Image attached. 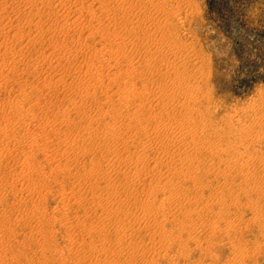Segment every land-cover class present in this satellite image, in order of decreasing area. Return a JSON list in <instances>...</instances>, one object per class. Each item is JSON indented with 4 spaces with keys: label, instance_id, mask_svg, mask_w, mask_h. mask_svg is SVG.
<instances>
[{
    "label": "rangeland",
    "instance_id": "1",
    "mask_svg": "<svg viewBox=\"0 0 264 264\" xmlns=\"http://www.w3.org/2000/svg\"><path fill=\"white\" fill-rule=\"evenodd\" d=\"M55 1H59L60 4V0ZM91 1L87 0V2ZM99 1L101 4L113 2V0ZM157 1L163 3L164 0ZM56 2L55 4L58 5ZM18 5L21 7L19 8ZM40 5V3L32 5L29 0H0V43L3 45L7 43L8 47H11L7 49L6 54L3 51L0 52V66L3 65L0 68V74L3 75H0V82L4 81V85L0 88V151L3 152L7 147L10 148V152H7V149L4 151L6 152L2 156L4 159L0 158V264H154L153 262L155 264H233V261L234 264H264L263 162L260 161V163L257 159H255L256 161L254 159L247 161L242 157L237 158L233 154L230 155L231 150H227L226 154L215 155V153L212 155L213 153L209 152L207 145H205L207 146L205 149L198 150V145L205 144L206 138L228 144V141L223 142L224 140L221 138H219L220 140L216 138L215 133L211 131L219 129V132H222L225 129L224 122L231 119L234 128L236 127L235 130L242 136L240 133H233L229 140L233 141L235 137L239 136L240 142L237 144L242 147V150L251 144V151L257 152L261 156L264 155L263 135L258 141H255L253 135H258L259 132L256 130L264 131L261 129V122L264 119V0H172L168 2L167 7L161 4L159 11L151 5H134L135 13L139 17L129 19L111 11L97 9V13L94 15L95 19L90 20L92 16L86 13L84 15L87 16L86 20L71 26L72 28L68 31H61L52 24H62L67 17L71 20L78 16L77 7L79 5L67 4V9H61L59 16L56 13H48ZM29 12L36 14L37 20H41L40 27L26 20L25 17L30 15ZM64 13L67 16H64ZM20 14L22 21L17 19ZM151 15L153 17L149 18ZM39 17L41 18L39 19ZM147 21H153L151 27L154 32H157L164 23L169 24L166 32L158 31L156 39H153L150 34L146 33L144 23ZM128 22L129 27H127ZM131 26L136 29L132 30ZM148 29L152 31V29ZM31 36L35 37L36 40L32 39L34 42L30 40ZM79 38L83 39L81 44L77 45L75 41ZM133 41L134 43H132ZM55 44L60 47V50L51 53L55 58L51 54L50 57H47L46 55L49 56L50 49L52 46H56ZM27 45L29 46L27 47ZM120 45L122 49L118 50ZM156 45L160 47H156ZM74 47L79 48L81 53L78 54L75 50H70V54L68 49H75ZM171 48L182 51L180 53L184 52L186 55L191 54L190 59L197 57L196 60L201 59L200 62L197 61L196 65L183 63V65H187L178 67V70H182V72L179 71L182 74H190L192 69V72H196L192 73L196 74V77L193 76L190 81L191 84L194 82L192 86L199 89L200 93L198 94L200 95L197 94L198 96L196 95L194 101L191 102L193 110L184 109L183 112L174 110L173 116V121L179 125L186 123L189 126V137L184 139L176 132L179 138L186 142H191L193 138L196 139L186 151L194 153L197 159H194L195 164L197 162L199 167L194 165L193 174L187 176L186 181L182 178L181 183H178L180 186L173 184V187L176 186L174 192L177 194L174 192L171 196L162 192L156 194V204L165 205L163 207L165 213L157 216L164 223V227H162L164 229H160V231L166 237H171V240L167 241V247L162 249L158 235L159 228L145 225V222L135 221L137 215L142 216L143 211H147L146 208L133 206V203L129 204L128 201L130 193L140 200L147 199L148 194L149 196L153 195V190H143V184L139 182V190L131 191V188L126 185V176L123 173L135 166L136 159H131L129 155L132 156V153L139 147L131 146L132 142H135L136 146L137 142L147 140L149 150L152 151L160 140L152 142L143 132H138L133 137L125 136L127 137L126 141L122 137L125 134L124 131L127 130L122 114L128 110H134L137 98L134 97L132 100L129 98L117 99L116 95L117 97H113L114 102L103 103L104 101L99 100V97L104 95L101 87L102 79L107 78L106 82L108 83V74L110 73L112 76L115 74L117 78L119 77L118 81L116 79L115 85L114 83V86L111 85L110 92L112 93L121 87L122 92H127L130 89L126 87V84L133 91L135 88L143 92V89L149 88L143 87L149 80L151 81L150 86L159 91L154 79L158 77L161 80L162 74L166 76L170 85L175 74L167 73L165 68L158 70L153 68L151 73L145 68L143 73L137 75L133 67L137 65L136 60H139L138 62H141L143 66L145 65L144 60L140 61L139 57H142L143 54L149 55V50L157 49L166 53ZM100 50L104 52L103 56L98 53ZM13 52L14 54H12ZM95 55L97 56L95 57ZM60 56H62L61 59ZM44 57L46 58L43 59ZM9 59L14 60L10 61ZM37 61H43L37 63L39 64L37 70L34 68L27 70L29 68L27 65L31 64L33 67ZM4 62L8 63L6 64L8 70ZM83 63L86 66L87 64L92 65L93 76L95 79L99 78L96 91L90 85L94 77L91 72L85 74L86 68L82 67ZM191 66L192 68H188ZM198 66L199 70H197ZM3 68L5 70L1 72ZM195 69L196 71H194ZM13 70L15 73L12 72ZM197 71L201 72L197 73ZM169 72L171 71L169 70ZM196 82L199 84L198 87ZM187 88L186 84L168 86L163 95L165 98L170 95H178L184 100ZM20 91L22 95L27 93V96L24 95L21 98V102L25 100L23 106L16 104ZM203 93L206 94L203 95ZM196 97L199 100L195 99ZM33 104L35 105L33 106L34 110H31L29 106ZM25 108L27 110H24ZM251 108L255 110L253 111ZM195 109H198V112H194ZM28 111L29 113H27ZM14 113L19 114L15 115ZM62 114L66 117L69 116L68 118L72 119L73 123L66 126L61 122ZM14 115L20 116L21 119L6 128L4 125L7 123V118H14ZM103 115L106 116V119ZM91 116H99L102 119L99 123V132L97 133L96 130L97 134H94L93 139L88 134V131L93 130ZM165 119L169 121L168 118ZM105 121L115 125L119 131L116 133L103 131L101 128L106 124ZM151 121L146 111L142 110L141 116L136 118L137 126L133 129H147L146 127L151 125ZM251 124L256 130L252 129ZM46 125L47 129L44 127ZM247 132L251 134H247ZM161 135L167 136V131L162 129ZM244 138H247L246 141ZM241 139H244L243 143H241ZM119 155L125 157L126 161L114 163L113 160H110ZM227 155L228 157H226ZM225 158L230 161L225 160L224 164H221L220 160L223 161ZM232 159H238V161L234 162ZM210 162L211 164H209ZM152 163L154 164V161L150 166L155 165ZM166 163L165 161V166H160L158 171L160 170L163 175L167 174L168 176L169 171H167ZM229 163L230 166H228ZM55 165L58 168L53 169ZM195 167L197 168L195 169ZM229 167H233L235 170L232 171ZM245 167L247 168L245 169ZM204 169H208V171ZM88 171L91 172L90 175L87 173ZM249 173L255 176H251ZM41 174L45 177H41ZM222 174L229 175L227 182L230 184L227 185L228 187L222 186V184H227ZM189 178L196 179V182ZM168 179L169 177L165 181ZM253 180H256L257 183H254ZM201 184L205 186L202 187ZM247 184L251 188L249 194L248 190H242V187L247 188ZM258 184L260 187L257 188ZM230 186L233 187L230 188ZM250 186H253V190ZM228 188L229 190L235 189L234 195L231 196L228 193ZM220 195L225 197L222 200L226 202L225 205L220 201ZM236 195L240 198H237ZM173 196L179 198L174 197L173 199ZM195 196L199 197L195 198ZM211 196H215L214 198L217 199L215 200ZM233 197L235 199H232ZM166 198L168 200L172 198V202ZM159 199L161 201H158ZM151 200L154 202L152 197ZM207 200L212 202L208 203ZM214 200L217 202L215 203ZM233 200L238 204H234ZM230 201L233 204H229ZM227 204L229 205L226 206ZM178 205L183 206L179 208ZM252 207L255 212L251 211ZM225 208L226 210H224ZM127 209H131L132 213L126 214ZM194 209L196 211L193 213ZM218 209L220 212L222 210V213L225 211L224 214L220 215ZM151 211L155 217L156 209ZM187 211L191 215L187 214ZM219 215L221 218L218 217ZM186 216L191 220H188L189 218L187 219ZM259 216L262 218L258 219ZM166 217L168 219L165 220ZM238 220L240 222L237 223ZM226 221L234 225L237 224L235 226L226 224ZM218 223L219 227L211 226ZM208 225L210 228H207ZM204 227L207 228L206 232L202 231L205 230ZM215 227L223 229L219 230ZM230 228L231 230H229ZM155 231L156 233H154ZM211 232L215 233L214 237L209 235L212 234ZM199 234L202 235L198 236ZM203 234H206L205 237ZM207 238L208 241L212 239L213 243H207L206 240L205 242L204 239ZM154 244L160 247L158 257L146 248ZM256 245L257 247H254ZM143 248H146L148 253H145ZM255 248L259 249L254 251ZM245 249L247 250L245 251ZM240 250L243 252L241 253ZM243 253L245 254L244 258ZM152 257L155 260H152Z\"/></svg>",
    "mask_w": 264,
    "mask_h": 264
},
{
    "label": "bare ground",
    "instance_id": "2",
    "mask_svg": "<svg viewBox=\"0 0 264 264\" xmlns=\"http://www.w3.org/2000/svg\"><path fill=\"white\" fill-rule=\"evenodd\" d=\"M19 1H21V0H19ZM170 1H172V0H164L163 1V3H162V1H157V0H113V2L111 3V4H107V3H103V4H101V2L99 1V0H92L91 2H87V0H60V4H59V1H55V0H29V3H31L32 5H39V3L41 4L40 6H42L48 13H56L58 16H59V14H61V9L62 10H65V9H67L66 8V5L67 4H69V5H73V4H75V6L77 5H79L78 7H77V14L79 13V15L78 16H76L75 18H73V19H71L70 20V18H66V21L65 22H63L62 24H56V23H54V24H52V25H54V26H56L57 28H59L61 31H63V30H65V31H68V30H70L72 27L71 26H73V25H76V24H78V23H80V22H83V21H85L86 20V17L87 16H84L86 13L88 14V15H90V16H92L91 18H90V20L91 19H95V14L97 13V9H100L101 11H102V9L103 10H106V11H111V12H113L114 14H118V15H123L124 17H126L127 19H129V18H131V17H139L135 12H136V8H134V5H143V6H155L156 7V9H157V11H159L160 10V5L162 4V5H164L165 7H167V5H168V2H170ZM175 1V0H174ZM180 1V0H179ZM3 2H5V1H3ZM10 2V1H9ZM13 2V1H12ZM15 2V1H14ZM55 2L56 3H58V5H56L55 4ZM161 2V3H160ZM12 5V4H11ZM14 5V4H13ZM19 5H21V4H19ZM19 5H18V7H19ZM8 6V5H7ZM10 6V5H9ZM29 6V5H28ZM27 6V7H28ZM21 7V6H20ZM19 7V8H20ZM68 7V6H67ZM99 7V8H98ZM140 7V6H139ZM8 8V7H7ZM6 8V9H7ZM34 8V7H33ZM64 8V9H63ZM35 9V8H34ZM37 9V8H36ZM39 9H40V7H39ZM39 9H38V11H39ZM70 9H71V7H70ZM76 9V8H75ZM27 10V9H26ZM33 10V9H32ZM41 10V9H40ZM43 10V9H42ZM138 10V9H137ZM173 11V10H172ZM64 12V11H63ZM66 12V11H65ZM21 13V12H20ZM26 13V12H25ZM32 14H30V12H29V16L27 15V14H25V15H27L28 17H25V18H27L26 20L27 21H29L30 23H34L35 25H41L42 23H41V20H37V17H36V14H33V12H31ZM44 13V12H43ZM82 13V14H81ZM124 13V14H123ZM175 13V12H174ZM69 14V13H68ZM173 14V13H172ZM38 15V14H37ZM73 15V14H72ZM5 16V15H4ZM23 16H24V14H23ZM39 16H40V14H39ZM61 16V15H60ZM64 16H67V15H65V13H64ZM3 17V16H2ZM10 17V16H9ZM141 17V16H140ZM151 17H153V15H151V16H149V18H151ZM24 18V17H23ZM41 17H39V19H40ZM97 18H98V16H97ZM8 19V18H7ZM17 19H20L21 20V14L17 17ZM88 19V18H87ZM138 19V18H137ZM90 20H88V21H90ZM141 20H143L142 18H141ZM22 21V20H21ZM154 21V20H153ZM153 21H147V22H145L144 24H145V26H146V33H148V34H150L152 37H153V39H156V36H157V33H158V31L159 32H164L166 29H167V26H168V24L169 23H164L163 24V26H161V27H159V30H157V32H154L153 30L154 29H152V25H153ZM11 22V21H10ZM9 22V23H10ZM25 23H26V21H24ZM43 22V21H42ZM141 22V21H140ZM139 22V23H140ZM44 23V22H43ZM6 24V23H5ZM30 25V24H29ZM40 25L38 26V27H40ZM162 25V24H161ZM3 26V25H2ZM159 26V25H158ZM8 27V26H7ZM36 27V26H35ZM127 27H129V22L127 23ZM106 28V27H105ZM104 28V29H105ZM132 30H135L136 28H132V26L130 27ZM148 28H150V29H152V31L151 30H149ZM11 29V28H10ZM35 29V28H34ZM41 29V28H40ZM15 30V29H14ZM145 31V30H144ZM27 32V31H26ZM166 32V31H165ZM8 33V32H7ZM16 33V32H15ZM24 33V32H23ZM137 33V32H136ZM22 34V33H21ZM25 34V33H24ZM135 34V33H134ZM44 35V34H43ZM17 36V35H16ZM21 36H24V35H21ZM92 36V35H91ZM32 37V36H31ZM47 37V36H46ZM8 38V37H7ZM23 38V37H22ZM35 39V37H32L30 40H32V39ZM91 38V37H90ZM19 39V38H18ZM83 39V38H82ZM82 39L81 38H79V39H77L75 42H76V44L78 45V44H81L80 42H82ZM166 39V38H165ZM3 40V39H2ZM17 40V39H16ZM20 40V39H19ZM36 40V39H35ZM11 41V40H10ZM15 42V41H14ZM32 42H34V40H32ZM45 42V41H44ZM11 43V42H10ZM31 43V42H30ZM132 43H134V41L132 42ZM131 43V44H132ZM154 43H156L155 41H154ZM6 45H3L2 43H0V52L1 51H3L5 54L7 53V49L8 48H11L10 46L8 47V45H7V43H5ZM48 44V43H47ZM52 44H54V43H52ZM159 44H161V43H159ZM56 45V44H55ZM173 45H175V44H173ZM29 45H27V47H28ZM44 46V45H43ZM50 46H52V45H50ZM125 46H127V45H125ZM49 47V46H48ZM103 47V46H102ZM156 47H160V46H158V45H156ZM182 47V46H181ZM22 48H24V47H22ZM75 49H71V48H69L68 49V52L71 54V51L70 50H75L78 54L79 53H81V50L79 49V48H77V47H74ZM109 48V47H108ZM178 48V47H177ZM12 49H13V47H12ZM42 49V48H41ZM53 49V50H52ZM52 49H50L51 50V52L49 53V56L48 55H46L47 57H50V54L51 53H53L54 51H55V53H56V50L58 51V50H60V47L58 46V45H56V46H52ZM120 49H122V47H121V45L120 46H118V50H120ZM11 50V49H10ZM80 50V51H79ZM107 50V49H106ZM181 50V49H180ZM12 51V50H11ZM103 51V50H102ZM184 51H186V50H184ZM16 52V51H15ZM26 52V51H25ZM180 52H182V51H176V50H174V48H171L170 49V51H168V52H163V51H161V50H157V49H155V50H149L148 51V54L149 55H147V54H143L142 55V57H139V59H140V61L141 60H144L143 62L145 63V65L143 66L142 64H141V62H138L137 60H136V64L137 65H135L134 67H133V69L134 70H136L135 72H136V74L137 75H140L141 73H143L144 71H145V68H147L148 70H149V72L151 73L152 72V70H153V68H155L156 70H158V69H163V68H165L166 69V71H168L167 73H174L175 74V78H173V79H171V84L169 85L168 84V82H167V78H166V76L164 75V74H162L161 75V80H159V78L157 77V78H155L154 80H156V85H157V87H158V89H159V91H156L154 88H152L151 86H150V84H151V81L149 80L148 82H147V84L145 85V86H143V87H149V88H146V89H143V92H141V90L140 91H138V90H136L135 88H134V91L126 84V87L127 88H129L130 90H128L127 92H122V87L120 88V89H117V90H114L115 92H110L112 89V87H111V85H113V83H114V85H115V82H116V79H117V81H118V78L115 76V74L112 76V73H110V74H108V77H109V79H108V83L106 82V80H107V78L106 79H102V85H101V87H102V91H103V93L102 94H104V95H101L100 97H99V100H103L104 102L103 103H111V102H114V100H113V97L115 96V97H117V99H125V98H129V99H133L134 97L135 98H137V103H136V107H134V110H128L126 113H123L122 114V117H123V119H124V121H126V127H127V130L126 131H124V135H122V134H120V135H122V137H124V140L126 141L127 140V137H125V136H128V137H133V136H135V134L136 133H140V132H143L144 134H146L147 135V137H148V139H150V141H152V142H157L158 140H160V142H158L159 144L157 145V146H155V148H154V150H149V146H148V141L146 140V141H144V142H137V145L135 146V142H132L130 145L131 146H134L135 148H138L137 150H135V152L134 153H132V156H130L129 155V157L131 158V159H133V160H135V166H134V168L133 169H130V170H128V171H125V172H123L124 174H125V176H126V185L128 186V187H130L131 188V191L132 190H139V188H140V186H139V182L141 183L142 182V184H143V190H145V189H149L148 191H151L150 189H152L153 191V195L152 194H150L151 196H149V194H148V198L147 199H138L137 197H135L134 196V194L133 193H130L129 195H128V201H129V204L130 203H133V206H136V207H140V208H146V210L147 211H143V213H142V216H138L137 215V217H136V220L135 221H139V222H145L146 224L145 225H149L150 227H154V228H159V233H158V235H159V237H160V243L162 244V249H164V247L166 246L167 247V245H168V243H167V241H169L168 239H170L171 240V237L170 238H168V237H166L161 231H160V229H164V228H162V227H164V223H163V221H161L162 219H159L158 217V215L160 214L161 215V213H165V212H163V207L165 206H162V204L160 203H158L159 205H157L156 204V202H155V199H157L156 198V194H158V193H167L168 195H170L171 196V194H173V192L175 191L174 190V188L176 187H173V184L174 185H176V184H178V183H181V181H182V178H186L187 176L189 177V175H191V173L192 172H194V171H192L193 170V166L194 165H196L197 166V162H196V164H195V160L194 159H196L195 158V156H194V153H188L187 151H186V149L187 148H189V146H190V144L191 143H194L195 141H196V139H194L193 138V140L191 141V142H186V141H182V139H180L179 138V135H177L176 134V132H178L180 135H182L183 137H184V139H187L188 137H189V135H190V133H189V126L186 124V123H181L180 125H179V123H176L175 121H173V119H174V110L175 111H180V112H183V110L185 109V110H187V109H191V110H193V106H192V104H191V102H192V100L194 99V97L198 94V93H200V91H199V89H197L196 88V86L194 87V86H192V84L194 83H192L191 84V78L193 77V76H195V75H193L192 73H196V72H192L193 71V69H192V71H191V73L188 75H186V74H182V73H180V72H182V70L180 71V69L178 70V67H179V65H183V63H189V64H191V65H196L197 64V61L198 60H196L197 58H192V59H190L191 57V54H189V55H186V53H180ZM187 52H189V51H187ZM2 53V52H1ZM17 53V52H16ZM22 53H23V50H22ZM54 53V54H55ZM98 53H100L101 54V56H103V54H104V52H101V50H100V52H98ZM103 53V54H102ZM12 54H14V52L12 53ZM20 54H21V52H20ZM19 54V55H20ZM39 54V53H38ZM45 54H48V53H45ZM18 55V54H17ZM18 55V56H19ZM98 55V54H97ZM97 55H95V57L97 56ZM193 55V54H192ZM195 55V54H194ZM197 55V54H196ZM15 57H16V59H17V56L16 55H14ZM22 56H24V55H22ZM51 56H53V54H51ZM56 56V55H55ZM79 56V55H78ZM198 56V55H197ZM43 57V56H42ZM54 57V56H53ZM58 57V56H57ZM13 58V57H12ZM46 57H44L43 59H45ZM55 58V57H54ZM60 59L62 58V56H60L59 57ZM3 59V58H2ZM20 59V58H19ZM23 59V58H22ZM35 59V58H34ZM49 59V58H48ZM97 59V58H96ZM10 61L11 60H14V59H9ZM18 60V59H17ZM21 60V59H20ZM37 60H39V59H37ZM52 60V59H51ZM86 60V59H85ZM201 60V59H200ZM200 60L198 61V62H200ZM203 60V59H202ZM7 61V60H6ZM10 61H9V63H10ZM29 61V60H28ZM1 62H3V61H1ZM30 62V61H29ZM29 62H28V64H29ZM39 61H37L36 62V64L32 67V65L30 64V65H27V66H29V68L27 69V70H30V69H32V68H34L35 70H37L38 68H39V64H37ZM41 62H43V61H40L39 63H41ZM45 62H46V60H45ZM139 64H138V63ZM5 63V62H4ZM18 63H20V62H18ZM22 63V62H21ZM47 63V62H46ZM85 63V62H84ZM82 64V67L83 68H86L85 70H84V72H85V74H88L89 72H91L92 73V77H94L93 75H94V72H92V65H90V64H87V66L85 65V64ZM87 63V62H86ZM6 64H8V63H5V65ZM11 64V63H10ZM14 64V63H13ZM15 64H16V61H15ZM27 64V63H26ZM49 64H52V63H49ZM48 64V65H49ZM188 64V65H189ZM199 64V63H198ZM202 64H204V63H202ZM24 65V64H23ZM56 65H58V64H56ZM184 65H187V64H184ZM183 65V66H184ZM201 65V64H200ZM1 66H3V65H1ZM1 66H0V68H1ZM26 66V67H27ZM42 66V65H41ZM54 66V65H53ZM186 67V66H185ZM5 68V67H4ZM3 68V70H1V72L2 71H4L6 68H7V65H6V68L4 69ZM12 68H13V66H12ZM188 68H192V66L191 67H188ZM187 68V70H189ZM193 68H195V66H193ZM201 68H203V67H201ZM10 69H11V67H10ZM76 69V68H75ZM7 70H8V68H7ZM16 70V69H15ZM15 70H13L12 72H14L15 73ZM169 70L171 71V72H169ZM187 70H184V71H187ZM197 70H199V66H198V68H197ZM45 71V70H44ZM71 71H73V70H71ZM180 71V72H179ZM190 71V70H189ZM194 71H196V69L194 70ZM203 71H204V69H203ZM202 71V72H203ZM11 72V71H10ZM41 72V71H40ZM199 72H201V71H197V73H199ZM3 73H6V72H3ZM13 73V74H14ZM17 73V72H16ZM70 73V72H69ZM101 73H102V71H101ZM100 73V74H101ZM106 73V72H105ZM187 73V72H186ZM205 73V72H204ZM20 74V73H19ZM58 74V73H57ZM95 74H97V73H95ZM99 74V73H98ZM104 74V73H103ZM0 75H2V73L0 74ZM6 75V74H5ZM118 75H120V73H118ZM3 76V75H2ZM85 76V75H84ZM107 76V75H106ZM202 76V75H201ZM205 76V75H204ZM18 77V76H17ZM138 77H140V76H138ZM196 77V76H195ZM3 78V77H2ZM21 78V77H20ZM58 78H60V77H58ZM62 79V78H61ZM99 78H97V79H95V77L94 78H92V81L90 82V85L93 87V88H95V91L98 89V84H97V80H98ZM140 79V78H139ZM197 79V78H196ZM1 80V79H0ZM19 80H21V79H19ZM93 80H94V82H93ZM191 80V81H190ZM193 80H195V79H193ZM198 80H199V78H198ZM205 80V79H204ZM61 81V80H60ZM60 81H59V83H60ZM196 81V80H195ZM21 82H22V80H21ZM47 82V81H46ZM128 83V82H127ZM153 83V82H152ZM25 84H26V82H25ZM46 84V83H45ZM49 84V83H48ZM183 84H186V86L188 87L187 88V90H185V99L183 100L182 99V97L181 96H178V95H170V96H168L167 98H165L164 97V93H165V91H166V89H167V87L168 86H181V85H183ZM196 84H197V87H198V83L196 82ZM4 85V81H1L0 82V88H2V86ZM22 85H23V83H22ZM42 85H44V84H42ZM47 85V84H46ZM45 85V86H46ZM61 85V84H60ZM113 85V86H114ZM194 85V84H193ZM48 87H50V86H48ZM58 87V86H57ZM118 87V86H117ZM201 87V86H200ZM20 88H22V87H20ZM150 88H152V89H150ZM32 89V88H31ZM39 89V88H38ZM55 89V88H54ZM154 89V90H153ZM22 91L24 90V89H21ZM25 92H27V91H25ZM47 92H48V90H47ZM62 92V91H61ZM159 92H160V94H159ZM41 93V92H40ZM6 94V93H5ZM27 94V93H26ZM25 93H24V95H26ZM206 93H203V95H205ZM24 95H22V93H21V91H20V93L18 92V99L16 100V104H21V106H23V105H25V100H22V102H24V103H22L21 102V98H22V96H24ZM117 95V96H116ZM198 95H200V94H198ZM197 95V96H198ZM27 96V95H26ZM202 96V95H201ZM15 97H17V96H15ZM200 97V96H199ZM204 97H206V96H204ZM36 98V97H35ZM198 97H196L195 99H197ZM207 98V97H206ZM210 98V97H209ZM25 99V98H24ZM202 99H204L203 97H202ZM14 100H15V98H14ZM197 100H199V99H197ZM194 101V100H193ZM203 101V100H202ZM11 102H12V100H11ZM48 102V101H47ZM197 103V102H196ZM201 103V102H200ZM263 103V102H262ZM12 104H14V103H12ZM39 104V103H38ZM41 104V103H40ZM149 104V106H147ZM37 105V104H36ZM52 105V104H51ZM12 106V105H11ZM27 106V105H26ZM33 106H35L34 104L33 105H31V106H29V108L31 109V110H34V107ZM264 106V105H263ZM13 107V106H12ZM16 107V106H15ZM51 107V106H50ZM254 107V106H253ZM11 108V107H10ZM9 108V109H10ZM49 108V107H48ZM53 108V107H52ZM255 108V107H254ZM18 109V108H17ZM16 109V110H17ZM50 109V108H49ZM249 109V108H248ZM252 109V108H251ZM1 110H2V108H1ZM19 110V109H18ZM17 110V111H18ZM24 110H27L26 108L24 109ZM23 109H22V111H24ZM30 110V111H31ZM142 110H145L146 111V113H147V115L148 116H150V118H151V125L149 126V127H146L147 129H144V130H134L133 128L134 127H136L137 126V122H136V118H139L140 116H141V114H142ZM198 110V109H197ZM196 109L194 110V112L195 111H197ZM253 111L255 110V109H252ZM258 110V109H257ZM4 111V110H3ZM16 111V112H17ZM21 111V110H20ZM44 111V110H43ZM200 111H202V110H200ZM209 111V110H208ZM198 112V111H197ZM27 113H29V111L27 112ZM57 113H60V112H57ZM200 113V112H199ZM199 113H197L198 115H200ZM15 114V113H14ZM16 114H19V113H16ZM15 114V115H16ZM32 114H34V113H32ZM205 114V113H204ZM204 114H202V115H204ZM263 114V113H262ZM261 114V115H262ZM14 115V116H15ZM36 115V114H35ZM63 115V114H62ZM61 115V116H62ZM69 116H62L60 119H61V122H63V123H65L66 124V126H68L69 124H71V123H73L72 122V119H70V118H68ZM100 117H102L101 115H100ZM103 117H104V119H106V116L105 115H103ZM201 117V116H200ZM253 117H254V115H253ZM256 117V116H255ZM262 117V116H261ZM264 117V116H263ZM17 118V119H16ZM165 118H168L169 119V121H166V119ZM202 118H204V117H202ZM206 118V117H205ZM229 118V117H228ZM227 118V119H228ZM8 120L6 121L7 123L4 125L6 128H8L10 125H12V124H16V122L19 120V119H21L20 118V116L19 117H17V116H15L14 118H12V117H8L7 118ZM31 119V118H30ZM36 119V118H35ZM223 119V118H222ZM257 119V118H256ZM255 119V120H256ZM90 120H91V127L93 128V130H90V131H88V134L90 135V137H91V139H93V136H94V134H97L98 132H99V129H100V127H99V123H100V121H102V119L101 118H99V116H91L90 117ZM121 120H122V118H121ZM108 121V120H107ZM107 121H105L106 122V124L101 128V129H103V131H105V132H112V133H116L117 131H119L117 128H116V126L115 125H113V124H110V123H108ZM200 121H203V119L201 120L200 119ZM251 121V120H250ZM254 121V120H253ZM256 121H258V120H256ZM212 121L210 120V123H211ZM223 122V121H222ZM62 123V124H63ZM122 123H124L123 121H122ZM225 124H224V128L225 129H223V131L222 132H219L220 130L219 129H214L215 131H211L212 133H215L214 135H216V138H221V140H224L223 142H225V141H228L229 143L227 144V143H225V144H223V143H220V142H218V141H216V139H214L213 137H210V138H213L214 140H210L209 138L207 139L206 138V140H205V144H201V145H198V150H200V149H205L207 146V149H209V152H211V153H213L212 155H214L215 153V155H217V154H219V153H225L227 150L229 151V150H231V153H230V155L231 154H233L235 157H242L244 160H249V159H257V160H259V162L261 161V162H263V166H264V155L263 156H261V155H259V154H257V152L255 153L254 151H251V148H250V145H248V147L246 146V149L245 150H242V147H240L237 143H239L240 141V139H239V136H237V137H235L234 139H233V141H230L229 140V137H230V135L232 134L233 135V133L234 134H239L240 132H237L236 130H235V128H234V126H233V124H232V120L230 119V121H228L227 120V122H224ZM250 123V122H249ZM252 123V122H251ZM257 123V122H256ZM260 122H258V124H259ZM98 124V125H97ZM124 124V125H125ZM261 124H262V128L261 129H263L264 130V119H263V121L261 122ZM39 125V124H38ZM206 125H208L207 124V122H206ZM250 125V124H249ZM254 125H255V122H254ZM257 125V124H256ZM260 125V124H259ZM65 126V125H64ZM221 126V125H220ZM251 126H252V129L254 128L253 127V125L251 124ZM251 126H249V127H251ZM45 127V129H47V125L46 126H44ZM218 127V126H217ZM222 127V126H221ZM242 127V126H241ZM244 127V126H243ZM248 127V128H249ZM258 127V125L256 126V128ZM247 128V127H246ZM50 129H52V128H50ZM162 129H165L166 131H167V136H162L161 135V130ZM211 129H213V128H211ZM243 129V128H242ZM255 129V128H254ZM96 130H97V133H96ZM134 130V131H133ZM237 130H239V128H237ZM245 130H247V129H245ZM256 130V129H255ZM254 130V131H255ZM52 131H53V129H52ZM240 131V130H239ZM253 131V130H252ZM257 132H259L258 133V135L256 136L255 134H253L254 136H255V141H258V140H260L261 139V136L264 138V131L262 132L261 130H256ZM32 132V131H31ZM45 132H47V131H45ZM45 132H43V133H45ZM250 132V131H249ZM249 132H247V134L249 133ZM34 133V132H33ZM36 133V132H35ZM28 134H32V133H28ZM241 134V133H240ZM249 134H251V133H249ZM226 135H228V136H226ZM219 136V137H218ZM241 136H242V134H241ZM249 136V135H248ZM27 137V136H26ZM245 137V136H244ZM232 138V137H231ZM245 139V141H246V139L247 138H244ZM244 139H241V141L242 140H244ZM220 140V139H219ZM207 141H208V143H207ZM244 141V142H245ZM253 141V140H252ZM9 143V142H8ZM241 143H243V141L241 142ZM250 143V142H249ZM258 143V142H257ZM253 144V143H252ZM10 145V144H9ZM205 145H207V146H205ZM245 145V144H244ZM255 145V144H254ZM254 145H253V147H254ZM7 149V152H10V148L9 147H7L6 148ZM6 149H4V151H6ZM202 149V150H203ZM250 149V150H249ZM253 149V148H252ZM260 150V149H259ZM1 152L0 151V158H2V159H4L2 156L3 155H5L4 153H6V152ZM202 152V151H201ZM152 154V155H151ZM226 154V153H225ZM229 155V156H230ZM232 155V156H233ZM224 157V156H223ZM222 157V158H223ZM226 157H228V155L226 156ZM220 158V157H219ZM230 158V157H229ZM232 158H234V157H232ZM199 159V158H198ZM212 159V158H211ZM228 159V158H227ZM226 158L225 159H223V161L222 160H220V163L222 164L225 160H227ZM235 159V158H234ZM234 159H232V160H234ZM110 160H113L114 161V163H121L122 161H126L125 160V157H122V156H117L115 159H110ZM197 160V159H196ZM237 161H238V159H236ZM236 160H234V162H236ZM254 160H253V162H254ZM154 161V166H150V164H151V162H153ZM165 161L167 162L166 163V165H167V168H168V170L167 171H169V174H168V176H167V174L166 175H163V173H161V171H160V173H159V171H158V168L160 167V166H165ZM208 161V160H207ZM230 160H227V162H229ZM241 161V160H240ZM256 161V160H255ZM201 162V161H200ZM212 162V161H211ZM211 162L209 163V164H211ZM249 162H251V161H249ZM260 162V163H261ZM199 163V162H198ZM204 163H206V162H204ZM213 163V162H212ZM230 163H232V162H230ZM230 163H229V165L228 166H230ZM242 163V162H241ZM224 164V163H223ZM246 164H247V162H246ZM203 165V164H202ZM202 165H201V167H202ZM239 166H241L240 164H238ZM262 165V164H261ZM210 167H211V165H209ZM219 166V165H218ZM226 166V165H225ZM224 166V167H225ZM233 166V165H232ZM238 166V167H239ZM245 166V165H244ZM243 166V167H244ZM249 166V165H248ZM247 166V167H248ZM197 167H199V166H197ZM197 167H195V169L197 168ZM200 167V168H201ZM212 167H213V165H212ZM227 167V166H226ZM235 167V166H234ZM242 167V168H243ZM247 167H245V169L247 168ZM262 167V166H261ZM56 168H58L56 165L55 166H53V169H56ZM161 168V167H160ZM209 168V167H208ZM213 168H215V167H213ZM219 168V167H218ZM232 171H233V167L231 168V167H229ZM236 168V167H235ZM254 168V167H253ZM166 169V168H165ZM194 169V170H195ZM212 169V168H211ZM227 170H228V168H226ZM226 169L224 170V172L226 171ZM261 169V168H260ZM204 170H206V171H208V169H204ZM215 170H217L216 168H215ZM230 170V171H231ZM235 170V169H234ZM243 170V169H242ZM248 170V169H247ZM251 170V169H250ZM167 171H165L166 173H167ZM196 171V170H195ZM210 171V170H209ZM221 171V170H220ZM231 171V172H232ZM239 172H241V170H238ZM237 171V172H238ZM164 172V171H163ZM213 172H214V170H213ZM223 172V173H224ZM230 172V173H231ZM236 172V171H235ZM248 172H249V170H248ZM89 175L91 174V172H87ZM196 173V172H195ZM209 174H211V172H208ZM219 173H222V172H219ZM227 173V172H226ZM229 173V174H230ZM243 173V172H242ZM252 173V172H251ZM257 173V172H256ZM255 173V174H256ZM193 174V173H192ZM214 174H216V173H214ZM241 174V173H240ZM248 173H246V175H247ZM261 174V173H260ZM19 175L21 176V172L19 173ZM217 175V174H216ZM223 175V174H222ZM243 175H245V174H243ZM249 175H251L250 173H249ZM253 176H255L254 174H252ZM251 175V176H252ZM262 175V174H261ZM163 176H166V177H163ZM224 176V180H225V182H227L228 180H229V175L228 174H224L223 175ZM233 176H237V175H233ZM248 176V175H247ZM41 177H45L44 175L42 176V174H41ZM167 177H169V179L167 180V181H165V179L167 178ZM187 177V178H188ZM192 177V176H191ZM219 177V176H218ZM246 177V176H245ZM259 178H260V176H258ZM258 177H255V178H258ZM262 177H264V176H262ZM195 178V177H194ZM234 178H236V177H234ZM184 179H183V183L186 181V179H185V181H184ZM190 179V178H189ZM232 179V178H231ZM247 179V178H246ZM254 179V178H253ZM190 180H195V182H196V179H190ZM223 180V181H224ZM243 180V179H242ZM249 180V179H248ZM215 181V180H214ZM253 181H255L254 183H257V181L256 180H253ZM252 181V182H253ZM201 182V181H200ZM232 182V181H231ZM194 183V182H193ZM251 183V182H250ZM195 184V183H194ZM229 184L230 183H228L227 182V184H222V186L223 185H225V186H229ZM179 185V184H178ZM232 185V184H231ZM180 186V185H179ZM195 186H196V184H195ZM198 186H200V185H198ZM201 186H202V184H201ZM205 186V185H204ZM204 186H202V187H204ZM227 186V187H228ZM256 186V185H255ZM207 187V186H206ZM214 187V186H213ZM233 186H230V188H232ZM250 187H252V190H253V186H250ZM257 188L258 187H260L259 186V184H258V186H256ZM178 188V187H177ZM182 188V187H181ZM181 188H179V189H181ZM185 188V187H184ZM195 188V187H194ZM193 188V189H194ZM196 188H199V187H196ZM208 188V187H207ZM238 188V187H237ZM192 189V190H193ZM200 189V188H199ZM215 189V188H214ZM239 189H241V188H239ZM243 189H246L245 191H247L248 190V194H249V189H251V188H249L248 187V184H247V188H245V187H242V190ZM255 189V188H254ZM201 191H202V189H200ZM216 190V189H215ZM228 190H229V188H228ZM258 190V189H257ZM113 191L115 192V189L113 188ZM235 191V189L233 190V189H231V190H229V192L228 193H230V195L232 196V195H234V192ZM147 192V191H146ZM181 192V191H180ZM179 192V193H180ZM197 192V191H196ZM240 192V191H239ZM148 193H150V192H148ZM155 193V194H154ZM175 193V192H174ZM233 193V194H232ZM175 194H177V193H175ZM237 194V193H236ZM247 194V195H248ZM201 195V194H200ZM218 195V194H217ZM246 195V194H245ZM216 196V195H215ZM214 196V197H215ZM219 196V195H218ZM237 196V195H236ZM151 197L153 198V200H154V202H152V200H151ZM165 197V196H164ZM167 197H169V196H167ZM174 197L176 198H179L178 196H173L172 198L174 199ZM196 197H199V196H195V198ZM212 197V196H211ZM214 197H212V198H214ZM220 197H221V195H220ZM224 197V196H223ZM223 197H221V200L220 201H222L223 200ZM235 197V196H234ZM232 198V199H235V198ZM172 198H170L169 200H168V198H166V200H168L169 202H172L171 201V199ZM181 198V197H180ZM211 198V199H212ZM225 198V197H224ZM237 198H240V196L238 197L237 196ZM236 198V199H237ZM162 199H164V198H162ZM215 199V198H214ZM217 199V198H216ZM215 199V200H216ZM231 199V200H232ZM165 200V199H164ZM176 200V199H175ZM195 200V199H194ZM197 200V199H196ZM200 200V199H199ZM214 200V201H215ZM219 200V199H218ZM239 200V199H238ZM238 200H236V201H238ZM158 201H161V199H159ZM190 201V200H189ZM205 201V200H204ZM207 201H209L208 203H210V201L211 200H207ZM212 201H213V199H212ZM211 201V202H212ZM234 201V204L236 203L235 202V200H233ZM166 202V201H165ZM176 202V201H175ZM181 202V201H180ZM193 202V201H192ZM197 202V201H196ZM217 201H215V203H216ZM223 202V204L224 203H226L225 201H222ZM152 203H154V204H152ZM162 203H163V200H162ZM179 203V202H178ZM177 203V204H178ZM182 203V202H181ZM219 203V202H218ZM253 203V202H252ZM213 204V203H212ZM211 204V205H212ZM222 204V203H221ZM229 204H233V202L231 203V201L229 202ZM229 204H227L226 206H228ZM236 204H238V203H236ZM240 204V203H239ZM243 204V203H242ZM172 205H174V204H172ZM184 205V204H183ZM183 205H181V206H183ZM211 205H209V207H211ZM225 205V204H224ZM180 205H178V207H179ZM179 207V208H182V207ZM203 206V205H202ZM205 206H207V205H205ZM223 206V205H222ZM225 206V207H226ZM248 206V205H247ZM252 206V205H251ZM167 207V206H166ZM176 207V206H175ZM231 207V206H230ZM237 207V206H236ZM240 207H241V205H240ZM249 207H250V205H249ZM177 208V207H176ZM197 208H199V207H197ZM201 208V207H200ZM239 208V207H238ZM258 208V207H257ZM134 209V208H133ZM153 209H156V215H155V217L153 216V214H152V212L153 211H151V210H153ZM204 209V208H203ZM131 210V209H130ZM130 210H128L127 209V211H126V214H131L132 213V211H130ZM192 210V209H191ZM191 210H190V213H191ZM202 210V209H201ZM224 210H226V208L224 209ZM254 211V209H253V207H252V209H251V211ZM259 210H260V208H259ZM196 211V209H194V211H192L193 213ZM218 211H219V209H218ZM236 211V210H235ZM258 211V210H257ZM167 212V211H166ZM188 213L187 214H190L189 213V211H187ZM198 212V211H197ZM203 212V211H202ZM207 212H209V211H207ZM220 212V211H219ZM225 212V211H224ZM224 212L222 213V210H221V212L219 213L220 215H222V214H224ZM255 212V211H254ZM259 212V211H258ZM260 212H261V210H260ZM259 212V213H260ZM222 213V214H221ZM155 214V213H154ZM175 214V213H174ZM195 214H197V213H195ZM226 214V213H225ZM255 214V213H254ZM261 214V213H260ZM134 215V214H133ZM163 215V214H162ZM167 215V214H166ZM186 215V214H185ZM185 215H184V217H185ZM191 215V214H190ZM189 215V216H190ZM198 215H200V214H198ZM218 216V217H220L221 218V216ZM134 216H136V215H134ZM158 216V217H157ZM261 216V215H260ZM259 216V218L258 219H261L262 217H260ZM187 217V216H186ZM191 217V216H190ZM190 217H187V219L188 220H191V218ZM203 217V216H202ZM257 217H258V214H257ZM162 218V217H161ZM175 218V217H174ZM135 219V218H134ZM164 219V218H163ZM166 219H168L167 217L165 218V220ZM223 219V218H222ZM242 219V218H241ZM170 220V219H169ZM169 220H168V222H169ZM234 220V219H233ZM239 220H240V217H239ZM236 221L237 223L238 222H240V221ZM248 220V219H247ZM181 221H185V220H181ZM215 221V220H214ZM225 221V220H224ZM224 221H222V222H224ZM227 221H229V222H231L230 220H227ZM227 221L225 222L226 224H232V225H234L233 223H227ZM242 221V220H241ZM244 221V220H243ZM251 221V220H250ZM167 222V221H166ZM218 222V221H217ZM246 222V221H245ZM190 223H192V222H190ZM213 223H215V222H213ZM220 223V222H219ZM219 223L218 224H215V225H211V226H218L219 225ZM236 223V224H237ZM186 224V223H185ZM185 224H184V226H185ZM211 224V223H210ZM235 224V225H236ZM240 224V223H239ZM244 224V223H243ZM189 225V224H188ZM222 225H223V223H222ZM234 225V226H235ZM264 225V224H263ZM183 226V225H182ZM209 226V225H208ZM229 226V225H228ZM246 226V225H245ZM185 227H187V226H185ZM219 227V226H218ZM218 227H215V228H218ZM237 227V226H236ZM236 227H234V228H236ZM239 227H240V225H239ZM207 228H210V226L209 227H207ZM207 228L205 229V227H204V229L205 230H202V231H207ZM214 228V229H215ZM225 228V227H224ZM238 228V227H237ZM219 230H222L223 228H218ZM228 229V228H227ZM246 229V228H245ZM210 230V229H209ZM229 230H231V228L229 229ZM229 230H227V231H229ZM263 230V229H262ZM201 231V230H200ZM211 231H213V230H211ZM217 231V230H216ZM215 231V232H216ZM226 231V232H227ZM237 231V230H236ZM154 233H156V231L154 232ZM208 233H209V231H208ZM212 233V232H211ZM213 234H215V233H212V234H209L211 237H212V235ZM221 234V233H220ZM229 234V233H228ZM202 235V234H201ZM200 234L198 235V236H201ZM206 235V234H205ZM205 235L203 234V236L205 237ZM218 235V234H217ZM227 235V234H226ZM197 236V237H198ZM207 236H208V234H207ZM124 237H125V235H124ZM209 237V236H208ZM213 237H214V235H213ZM200 240H201V238H200ZM199 240V241H200ZM207 241V243L208 242H212L213 243V241H208V238L207 239H204V241ZM205 241V242H206ZM202 242V241H201ZM225 242V241H224ZM167 243V244H166ZM170 243V242H169ZM206 243V244H207ZM215 243V242H214ZM210 244V243H209ZM221 244V243H220ZM242 244V243H241ZM255 244H257V243H255ZM260 244V243H259ZM264 244V243H263ZM170 245V244H169ZM258 245V244H257ZM257 245L256 246H254V247H257ZM149 246V245H148ZM261 246V245H260ZM259 246V247H260ZM233 247H235V246H233ZM148 250H151L152 252H153V254H155L156 256L159 254V251H158V249L160 248V247H157L156 246V244H154V245H152V246H150V247H146ZM146 248H143V250H145V253H148V251H147V249ZM237 249H239V248H237ZM242 249H244V248H242ZM259 249V248H258ZM257 248H255V249H253L254 251L255 250H258ZM142 250V251H143ZM247 249H245V251H246ZM204 251V250H203ZM232 251V250H231ZM205 252V251H204ZM240 252L242 253L243 252V250L241 251L240 250ZM239 253V252H238ZM257 253V252H256ZM144 254V253H143ZM181 254V253H180ZM245 254H246V252H245ZM244 253L242 254V256L243 255H245ZM248 252H247V256H248ZM147 256V255H146ZM180 256H182V255H180ZM246 256V257H247ZM251 256H252V254H251ZM158 257V256H157ZM146 258V257H145ZM243 258H244V256H243ZM156 259H158V258H156ZM152 260H155L153 257H152ZM152 260H150V261H152ZM157 262V261H156ZM244 262V261H243ZM154 264H155V262H153ZM245 263V262H244ZM156 264H158V263H156ZM178 264V263H177ZM199 264V263H198ZM201 264V263H200ZM228 264V263H227ZM233 264H234V261H233ZM239 264V263H238ZM243 264V263H242Z\"/></svg>",
    "mask_w": 264,
    "mask_h": 264
}]
</instances>
